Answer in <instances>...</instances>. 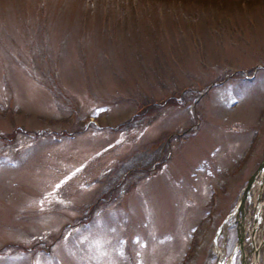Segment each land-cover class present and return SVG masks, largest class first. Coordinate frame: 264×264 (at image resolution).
Listing matches in <instances>:
<instances>
[{
    "label": "rangeland",
    "instance_id": "rangeland-1",
    "mask_svg": "<svg viewBox=\"0 0 264 264\" xmlns=\"http://www.w3.org/2000/svg\"><path fill=\"white\" fill-rule=\"evenodd\" d=\"M263 153L264 0H0V264H214Z\"/></svg>",
    "mask_w": 264,
    "mask_h": 264
},
{
    "label": "trees",
    "instance_id": "trees-1",
    "mask_svg": "<svg viewBox=\"0 0 264 264\" xmlns=\"http://www.w3.org/2000/svg\"><path fill=\"white\" fill-rule=\"evenodd\" d=\"M170 101H172L170 99ZM152 102V103H150ZM159 103L158 102H153V101H137L135 104V109L136 112H134L128 119H126L125 121L120 122L118 126H123V125H130L133 124L135 121H138L141 117H143L144 115L148 114V113H152L158 110L159 107ZM159 113V112H158ZM167 146L163 147V151H166ZM161 154V153H160ZM144 155V156H143ZM148 155V154H147ZM137 157L141 156V159L146 162V155L144 152H140L136 155ZM165 156V155H162ZM150 158V155L147 156ZM133 160V159H131ZM148 161V160H147ZM149 165L150 164H143V162L141 164H134L130 167H127L125 169V171L123 172V174H121V177L119 180H117L116 182L109 184L108 185V191L103 195L104 197H98L96 200H94L92 203H88L86 205V212H85V220L89 219L91 217V215L93 214L94 210L100 205L99 201L100 200H105V197L107 198L108 195H113V193H115L116 190V194L118 193V191L120 190V186L123 184V181H127V178L132 175V174H136L135 179L141 176H144V174H147L149 172ZM126 166V164H124V167ZM128 178V182L126 184H130ZM134 181V180H133ZM132 181V183H133ZM109 183V182H108ZM130 186V185H129ZM129 186H127L126 188H129ZM104 203V202H103ZM102 204V203H101ZM84 218H81V220H83ZM231 231L234 232L236 234V227L233 225L232 227H230ZM235 234L232 235V238L235 237Z\"/></svg>",
    "mask_w": 264,
    "mask_h": 264
},
{
    "label": "water",
    "instance_id": "water-1",
    "mask_svg": "<svg viewBox=\"0 0 264 264\" xmlns=\"http://www.w3.org/2000/svg\"><path fill=\"white\" fill-rule=\"evenodd\" d=\"M261 170H262V171L264 170V159H263L262 162L260 163V165H259V167H258V169H257L256 172H261ZM255 175H256V173H254L253 176L249 179V182H248V184H247L246 187H245V194L247 193V191H248L250 185L252 184Z\"/></svg>",
    "mask_w": 264,
    "mask_h": 264
},
{
    "label": "flooded vegetation",
    "instance_id": "flooded-vegetation-1",
    "mask_svg": "<svg viewBox=\"0 0 264 264\" xmlns=\"http://www.w3.org/2000/svg\"><path fill=\"white\" fill-rule=\"evenodd\" d=\"M250 201L252 202V199H250ZM250 201H249V202H250Z\"/></svg>",
    "mask_w": 264,
    "mask_h": 264
}]
</instances>
